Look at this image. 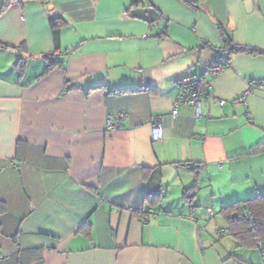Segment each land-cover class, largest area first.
Instances as JSON below:
<instances>
[{
	"label": "crops",
	"instance_id": "obj_1",
	"mask_svg": "<svg viewBox=\"0 0 264 264\" xmlns=\"http://www.w3.org/2000/svg\"><path fill=\"white\" fill-rule=\"evenodd\" d=\"M6 1L0 264H264L222 212L264 195V54L234 53L204 74L223 55L219 28L264 49V0L249 10L246 0H145L151 24L129 15L132 0ZM56 47L62 64L42 74ZM193 72L210 96L199 116L182 103L172 118L177 80ZM250 82L262 88L246 92ZM117 110L125 116L108 128Z\"/></svg>",
	"mask_w": 264,
	"mask_h": 264
},
{
	"label": "trees",
	"instance_id": "obj_2",
	"mask_svg": "<svg viewBox=\"0 0 264 264\" xmlns=\"http://www.w3.org/2000/svg\"><path fill=\"white\" fill-rule=\"evenodd\" d=\"M145 0H132L130 8L131 9L143 7ZM186 4L200 8L196 0H182ZM64 24L63 19L60 16H56L50 19V28L54 39L57 40L58 32L60 27ZM220 29V35L222 37L224 47L222 48L221 58H224V61L228 62L230 55L234 53H249V54H264V49L247 47L236 45L233 43L230 35ZM62 54L58 51V48L52 53L45 54L44 57L47 61L44 71L42 74L47 73L55 65L62 64L61 59ZM122 91V90H121ZM256 148L255 150H257ZM161 198V194L158 192L154 197L146 199L150 201L151 204L156 203ZM242 207H245L248 211V216L251 219V223L246 219L242 214ZM133 212L137 215H142L145 213L144 210H139L138 208L134 209ZM222 212L226 215L227 219L233 223L234 230L231 229L230 233L233 234L238 240H241L244 246L247 247H257L264 257V195H256L254 197L248 198L244 201L234 202L224 208ZM87 227H89L88 222H86ZM83 227L80 226V229ZM252 227V228H251ZM255 232V235L253 234Z\"/></svg>",
	"mask_w": 264,
	"mask_h": 264
},
{
	"label": "built area",
	"instance_id": "obj_3",
	"mask_svg": "<svg viewBox=\"0 0 264 264\" xmlns=\"http://www.w3.org/2000/svg\"><path fill=\"white\" fill-rule=\"evenodd\" d=\"M228 62L224 61V58H221V53L216 51L214 52V58L212 61L207 62L204 74L208 77H214L217 75L227 64ZM178 90L174 97L172 108L170 111V116L172 118L178 115V106L182 103L192 104L196 111V116L200 115V104L204 97H209L210 92L207 83L203 77L196 72L187 73L184 76L178 78L177 80ZM262 88L260 82H250L246 92L250 91L252 88ZM244 92L239 96L235 97L233 102L238 103L244 100ZM220 104H223V101H220ZM125 113L121 110H117L112 117L106 120V126L108 128H116L117 121L124 118ZM162 116H157L156 120L153 123V135L154 138H159L162 131ZM139 210H144L146 215H155L156 212L152 208H144V206H139ZM242 214L248 219L251 223V219L248 216V211L245 207H242ZM252 228V227H251ZM255 235V232L253 231ZM2 257L0 256V259ZM264 259V257H263Z\"/></svg>",
	"mask_w": 264,
	"mask_h": 264
},
{
	"label": "water",
	"instance_id": "obj_4",
	"mask_svg": "<svg viewBox=\"0 0 264 264\" xmlns=\"http://www.w3.org/2000/svg\"><path fill=\"white\" fill-rule=\"evenodd\" d=\"M15 0H7L6 3H10L13 2ZM246 8L249 10L251 8L252 5V1L251 0H246L245 2ZM129 15L131 17H135V18H140L146 22H148L149 24L153 23L156 18H157V12L156 9L152 6H145V7H139V8H134L131 9L129 12ZM232 26H228V29L230 30ZM26 54H22V58H26ZM187 166H190L189 163L186 164Z\"/></svg>",
	"mask_w": 264,
	"mask_h": 264
}]
</instances>
